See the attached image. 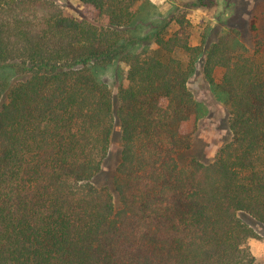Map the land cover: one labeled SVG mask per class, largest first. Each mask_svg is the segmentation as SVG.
I'll return each instance as SVG.
<instances>
[{
    "label": "trees",
    "instance_id": "trees-1",
    "mask_svg": "<svg viewBox=\"0 0 264 264\" xmlns=\"http://www.w3.org/2000/svg\"><path fill=\"white\" fill-rule=\"evenodd\" d=\"M80 2L76 19L52 0H0V264H257L239 214L264 226V37L249 49L229 30L205 53L185 13L154 24L151 0ZM204 55L231 140L181 165ZM119 64L115 109L101 75ZM115 119L119 208L92 183Z\"/></svg>",
    "mask_w": 264,
    "mask_h": 264
},
{
    "label": "rangeland",
    "instance_id": "rangeland-1",
    "mask_svg": "<svg viewBox=\"0 0 264 264\" xmlns=\"http://www.w3.org/2000/svg\"><path fill=\"white\" fill-rule=\"evenodd\" d=\"M52 1L63 10L67 17L81 18L83 6L80 0ZM214 1L218 3L211 4L213 0H203L206 6H194L198 4V0H151L155 5L154 10H142L150 13V21L154 24L165 20L173 12L185 13L192 24V43L202 44L205 53L219 37L229 30H236L240 40L249 49L253 48L255 34L264 37V0H234L227 7L221 0ZM148 32H151V28L146 27L145 35ZM204 59L205 55L197 62L195 73L189 81L190 89L204 107V114L199 120L188 124V130L193 137L192 146L178 156L181 165L191 159L205 164L210 163L215 159L220 148L231 140L228 111L211 94L209 85L203 78ZM127 69L125 64H119L118 67L111 68L101 75L113 91L115 109L119 105L118 86ZM121 151V129L118 119H115L109 153L103 160L100 173L95 176L92 183L99 189H108L114 197L117 208L120 205L114 188V179L121 162ZM239 216L255 230L257 237L250 239L249 244L257 259V264H264V226L246 214L240 213Z\"/></svg>",
    "mask_w": 264,
    "mask_h": 264
}]
</instances>
